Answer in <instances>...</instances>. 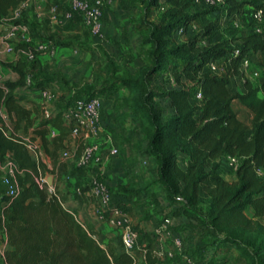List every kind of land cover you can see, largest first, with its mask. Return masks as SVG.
<instances>
[{"label": "trees", "instance_id": "trees-1", "mask_svg": "<svg viewBox=\"0 0 264 264\" xmlns=\"http://www.w3.org/2000/svg\"><path fill=\"white\" fill-rule=\"evenodd\" d=\"M24 1L0 0V36L5 19ZM224 2L221 11L226 10L227 16L242 17L243 13L250 12L249 3ZM140 4L146 11L161 7L164 26L158 33L152 32L148 38L142 39V43L151 45L144 76L141 79L123 78L120 87L136 94L147 85L145 81L166 72L172 74L169 78L176 84V88L165 92H149L131 99L139 115L143 139L147 142L146 152L157 165L155 184L163 188L171 205L166 217H188L190 223L211 231V247L235 248L244 264H258L257 255L264 253V224L260 220L264 217V178L257 174L258 169H264V97L258 96L259 92L264 94V83H256L245 75L241 64L244 59L264 52V30L258 33L247 22L248 31L236 36L232 42L213 41V26L190 33L189 27L201 15L193 12V8H197L194 0H140ZM78 17L82 19L79 15L73 19ZM18 22L29 27L33 41L92 50L75 38L58 40L56 34H51L46 21L24 22L22 16ZM36 26L42 27L38 31ZM181 28L188 37L182 42H172L175 36L181 37ZM15 47L27 46L18 43ZM234 47L239 49L236 56L233 55ZM37 61L40 62L39 58L34 62L1 63L4 69L18 76L15 81L0 84V163L8 154L15 161L19 187L17 196L9 197L0 170V241L6 238L8 244L6 261L8 264H136L133 254L112 245L104 247L98 239L99 233L78 219L76 210L66 206L58 191L48 193L37 183L38 177H47L48 169L33 158L26 142L17 133L21 131L30 135L32 142L39 138L45 152L55 158L67 149L70 141V128L64 112L71 102L69 100L65 107L46 116L37 95L54 85L61 91L62 88L59 80L37 69ZM213 62H223V75L210 70L208 65ZM35 69L38 75H32L34 82L29 85L27 77ZM239 76L244 78L245 91L233 93L229 88L231 80ZM198 92H201V99H197ZM96 96L91 94L75 100ZM156 98L169 101L173 113L163 117L155 108ZM235 101L252 112L249 126L234 110ZM4 109L13 122V132L6 126ZM52 130L58 131L54 137H50ZM228 157L240 159L232 181L221 174V163L223 160L227 163ZM50 173L55 175L54 170ZM204 211L207 218L203 216ZM140 232L144 262L171 264L170 260L156 257L153 235ZM120 248H123L122 242ZM228 261L229 252L226 251L214 257L211 264H227Z\"/></svg>", "mask_w": 264, "mask_h": 264}, {"label": "rangeland", "instance_id": "rangeland-1", "mask_svg": "<svg viewBox=\"0 0 264 264\" xmlns=\"http://www.w3.org/2000/svg\"><path fill=\"white\" fill-rule=\"evenodd\" d=\"M122 1L123 3H127L129 5V8L131 9V13L127 16L129 17V22L134 27L133 30L125 33H123L122 31L119 33L115 32L119 36L115 38H113V35L106 37V34H104V38L102 40H98L85 26L83 20L78 17L82 20L80 21V23H78L79 27L75 28L74 24L68 26H64L63 24L56 25L54 26V29H51V34H56L58 40L75 38L80 42L89 45L92 50L84 51L78 49L77 47L64 48L61 47L58 43H53L57 46L55 53H40L38 57L40 62L37 61L36 64L37 69H41V71L46 72L47 74L53 76L55 79L61 82L60 86L62 88L63 96L58 102H54L49 104L48 106H44L46 107V109L43 108V110L44 112L47 111V115H52L65 107L66 103L69 100H71V104L75 99L87 98L91 94L97 95L101 97L103 101L102 114L104 113V108H110L112 113L114 114L113 119L116 120V124L122 122L123 127L117 126L116 128L120 130L119 135H122V138L123 133L125 135H131L134 139V143L137 145V143H141V141L137 139V135L141 133L139 127V115L134 110L131 99L134 96L136 98L142 97L144 96V94L146 95L149 92L162 93L169 89L176 88V84H173L172 80L169 78L172 74L170 72H166L157 74L151 79L145 81L147 85H145L143 89H141V92L136 94H130L129 90L120 87V80L123 78L141 79V76H144L143 71H146V62L150 59L151 45L142 43V39L144 37L148 38L152 32L158 33L164 26L163 10L161 7L152 11H146V8L140 6V0ZM65 10H68V8H66ZM193 12H198L201 14L200 17L196 20V23L193 24L194 33L202 32L208 27L213 26L215 27L213 36L216 37V40H226L228 42H232L236 36H240L246 33V31H248L249 29V26L245 21L243 23L241 32L235 30L232 26V23L225 15L224 11L222 12L221 10H212L197 7L193 8ZM244 15L245 13L242 14L243 20L245 19L244 17H246ZM1 29L4 33L6 29H8V27L7 25H5V28L1 27ZM48 35L50 34H46V36ZM187 35L188 33L185 34L184 38L175 36L172 39V42L184 41L188 37ZM46 36L43 35V37ZM35 43L46 42H44L43 40H38L35 41ZM17 44L18 43L15 42V46ZM2 49L3 48L0 39V51H2ZM0 59H2V62L15 61V56L1 54ZM256 64L263 65L264 62L261 63L260 61L256 62ZM37 69L32 70L31 75H38ZM0 73L4 81H15L18 79V76L14 72L4 69L2 65L0 66ZM252 79L257 80L254 78ZM259 81L260 80H257L255 82L260 83ZM154 103L155 108L162 112L163 117H167L168 115H170L171 109L169 101L161 98H156L154 99ZM145 107L149 108V106L146 105ZM238 107L239 106L235 105V109L239 114L238 116H241V118L244 119L246 123L249 122L246 115L239 112ZM2 114H4V117L6 119V126L9 128L10 132H13V122L9 118V115L5 109L3 110ZM17 135L22 137L26 143H28V141H31L30 135H26L21 131H19ZM139 149L142 152L141 145L137 148H134V150ZM43 151L45 153V158L47 161V164H45L46 168L48 169L47 176L52 175L50 173L52 170H54V173H56L57 166L59 167V170L62 171L64 169L66 172L68 171V167L71 166V170L68 171L67 174L78 173V175L80 176L82 175L89 178L90 174L88 172L77 171L78 169L76 168L75 163L72 160L66 159L63 155V151L56 155L55 158L52 157L51 153L45 152L44 148ZM30 152L33 158L39 161L34 151L30 150ZM147 162L149 163V160ZM180 162L182 164V160H180ZM129 163L131 162L129 161ZM226 164L228 165V162ZM132 165L135 167V164L132 163ZM122 167L124 172L126 173V179L128 180L129 185L122 186L121 192H126V190L131 189L129 186L133 184L131 183L130 178H128L126 165H123ZM229 168L233 170L230 166ZM70 177L76 179V177H74L73 175H71ZM227 177L229 178V180L232 179L231 175H228ZM76 182L78 186L84 188L88 181L76 180ZM55 183L56 177L54 175L53 186L55 185ZM143 185L144 186L141 188L143 197H141L140 203L137 206V208L139 209L137 212L139 220L135 222L134 226V229H136L137 231L139 230V248L143 247L144 245L141 240L142 233L140 231L150 233L154 236V238L158 236L156 231H152L154 228L150 225L147 224V226H145L144 228L140 227L143 222L146 223L152 220V216L151 214H149L150 207L153 204L160 205L161 203H163V205H160L158 209L155 210L154 215L157 216L160 220L164 219L170 214L171 206L169 205L166 194L163 188L160 187V185H156L155 182H152L151 185L148 186V181ZM85 189L88 188L86 187ZM146 197L147 199L152 200V203L146 200ZM248 214H251V211H248ZM203 216L207 218L206 211H204ZM260 220L264 224V217L260 218ZM180 226L183 227L182 231H187L185 233V236L182 237L185 244L188 246L185 250V253L193 256L197 264H211L214 257L220 256L226 251L229 252V256H231L232 259L228 261V264L245 263L244 260H241L242 257L240 252L235 248L228 249V247L220 248L219 246L211 247V244L209 243V235L211 234V231L205 230L203 227H199L198 225L190 222H183ZM98 239L103 243L104 247H106L107 245H112L114 247H117L120 251H125L124 248H120V237L105 239L101 236V234H99ZM0 247L3 248L2 245H0ZM139 248L135 253L137 254L136 264H146L140 256ZM159 251L162 253L166 252L163 250ZM231 252L233 254H231ZM182 257V254H177V258L179 260H181ZM257 257V263L264 264V253H259ZM163 258L165 259V257Z\"/></svg>", "mask_w": 264, "mask_h": 264}, {"label": "built area", "instance_id": "built-area-1", "mask_svg": "<svg viewBox=\"0 0 264 264\" xmlns=\"http://www.w3.org/2000/svg\"><path fill=\"white\" fill-rule=\"evenodd\" d=\"M238 1L249 3L248 8L250 12L245 15L246 17H244L245 19L243 20V17L239 15L227 16V11L225 10L224 13L232 23L233 28L235 30H241L243 23L246 21L251 23L258 33H262L264 30V0ZM36 2L37 0H25L5 19V25H7L8 29H6L4 33L2 32L0 36L3 48L2 51H0V55L8 54L15 56V61L22 60L24 62H34L39 57L40 53H55V44L52 42L34 43L29 27L24 23L18 22L22 19L25 10ZM107 2V0H70L69 10L65 12L64 18L58 16L59 6L54 5L50 9L48 20L52 24L62 25L65 19L72 20L75 16L79 15L82 17L85 26L92 35L96 37V39L102 40L104 38L103 14ZM194 4L197 7L213 10H222L225 6L224 0H194ZM189 29H194L193 24ZM179 35L185 37L184 28L179 30ZM15 42L24 43L27 47L16 49ZM233 49V55H238L239 49L237 47ZM254 57L244 59L241 64V69L245 75L264 83V64L262 66H257ZM1 63L2 59H0V65ZM208 67L216 74L222 75L225 73L223 62H213L210 63ZM3 82L4 79L0 73V84ZM33 82L34 77L31 74L28 75L27 83L32 85ZM172 83L174 84L173 80ZM61 96L62 91L58 86L54 85L41 90L37 95V100L43 105V108L46 109L44 106L58 102ZM201 97V92H198L197 99H201ZM102 110L103 101L99 96L91 99L75 100L69 105L64 112V119L70 128V143L72 146L64 150L63 155L66 159L72 160L77 169H84L90 174L86 187H88L91 195L100 204V209L98 211L99 218L116 230L125 251L135 256L136 250L139 248L138 232L134 229L133 223L126 210L116 204L115 193L111 189V183L108 179L106 162L111 157L118 156L119 151L117 148H112L108 154L103 152L105 132L102 123ZM46 113L47 111H45V114ZM46 116L49 115L46 114ZM3 118L6 121L4 114ZM57 134V130H52L50 137H54ZM26 145L29 150L34 151L39 161L47 164L45 153L42 148L43 145L39 138L33 142L28 141ZM78 149H81V151L79 152ZM226 161L234 171L240 164V159L238 157H228ZM0 170L3 173V183L8 189L7 195L9 197L17 196L19 192L17 182L18 167L9 154L6 155L5 160L0 163ZM257 174L259 177L264 178V169H258ZM37 183L41 189L46 190L48 193L55 192L53 186L47 184L46 177H38ZM179 200L182 201L181 198ZM174 227L175 225L171 217L164 218L161 224L158 225L156 229L157 235L169 240L172 247L164 253L156 250V257L161 260H170L171 264H197L193 256L185 253L182 239L174 236ZM142 248L144 249V246ZM178 253L183 255L181 260L177 258ZM163 257H165V259ZM0 264H8L5 258V248L1 247Z\"/></svg>", "mask_w": 264, "mask_h": 264}, {"label": "crops", "instance_id": "crops-1", "mask_svg": "<svg viewBox=\"0 0 264 264\" xmlns=\"http://www.w3.org/2000/svg\"><path fill=\"white\" fill-rule=\"evenodd\" d=\"M107 1L108 2L106 4L104 17H103V32L104 34H106V37L112 35L113 38L119 37L118 34H116L115 32L119 33L122 31L123 33H125L130 30H133L134 27L129 22V17L127 16L128 14L131 13V9L129 8V5L127 3H123L122 0H107ZM69 4H70V0H37L36 3H34L32 6L28 7L25 10L23 15V20L24 22L28 21L29 23H33V22L39 23L41 21H46L48 28L54 29L55 28L54 26L56 25L50 23L48 20L50 9L54 5H58L59 6L58 16L60 18H64V14L66 11L65 9L68 8ZM73 20L74 21L65 19L63 25L68 26L74 24L75 28L79 27L78 23H80V21L82 20L80 18H75ZM195 23L196 21L193 24ZM3 27L5 28V25H3L2 28ZM41 27L42 26L40 27L38 26L37 30L39 31ZM41 33H44L43 30L41 31ZM190 33H194L193 29H190ZM215 38L212 40L216 41ZM209 42H211V40H209ZM254 61L255 62L261 61V63L264 62V53L262 52L256 54V56L254 57ZM229 88L230 91L233 93H243L245 91L244 78L240 76L233 78L231 80V85ZM258 96L262 98L264 97V94L262 92H259ZM235 105L239 106L238 107L239 112L241 114L243 113L244 115H246L247 120L249 122L246 123L245 120L241 118V116H239V118L242 121H244L247 125H250L253 117L252 112L247 108L243 107L239 102L235 101L233 103V108L237 113L238 111L235 109ZM170 109H171L170 114H172L173 109L171 107ZM113 118H114V114L112 113L111 109L104 108L102 123L106 133L103 139L104 142L103 152L105 154H108L112 148H117L119 151L118 156L111 157L109 160H107L106 162L107 174L111 186L113 188V191L115 193L116 204L120 205L125 210H127L130 219L134 224L133 226H135V222L139 220V216L137 214L139 209L137 208V206L140 203L141 197H143L141 188L144 186L143 185L144 183H147V181H148V186L151 185L152 182H155V180L157 179V165L155 159L149 156L146 152L147 142L143 139L142 133L137 135V139L141 141V143L139 142L137 143V145L134 143V139L131 135H125L123 133V138H122L121 137L122 135H119L120 130L116 129L117 126L123 127L122 122L116 124V120ZM140 145L142 152L140 151V149L134 150V148H137ZM71 146L72 145L69 141L67 144V148ZM78 151L80 152L81 149H78ZM148 160L149 163L147 162ZM129 161L131 163H129ZM132 163L135 164V167L132 165ZM123 165H126L128 171V178H130L131 183L133 184L129 186L131 189L126 190V192H121L122 186L129 185L128 180L126 179L127 177L126 173L124 172L122 167ZM182 165L184 166L183 161H182ZM56 170H57L55 173L56 183L53 186V188L56 191H58L60 195L65 199L66 206L76 210L78 219L83 224L90 225L91 227H93V229H95L105 239L119 237L116 230H114L107 222H104L99 218L98 211L100 209V204L91 195L89 189H85L86 185L84 188L77 185L76 180L88 181V178L82 175L80 176L78 175V173L67 174L68 171L71 170V166L68 167L67 172L64 169L62 171L59 170L58 166L56 167ZM77 171L80 172L84 170L81 169ZM221 174L227 180H229L227 176L231 175L232 179L229 181L235 179L234 171L228 167V165L224 162V160L221 163ZM71 175L76 177V179L71 178L70 177ZM146 200L152 203V200L147 199V197ZM160 205H163V203H161ZM160 205L153 204L150 207L149 214H151L152 220L146 223L143 222L140 225V227L144 228L148 224L154 228V229L152 228L153 232L156 231L158 225H160L163 220V219L159 220L157 216H154L155 210L158 209ZM172 219L174 225L176 226L174 236L180 237L182 239L184 244V249L186 250L188 246L185 244L182 237L185 236V233L187 231L186 232L182 231L183 227H181L180 225L183 222H190V220L186 216L174 217ZM137 232L139 234V230ZM155 244H156V250L158 249V250L167 251L172 247L171 242L169 240H166L165 238H161L159 236L155 238ZM0 245H2V247L5 248V250L8 249L6 238H3V240L0 241ZM139 249H140V256L144 260V250L142 247ZM231 254L233 253L231 252ZM135 256H137V254H135ZM229 260H232L231 256H229ZM241 260L244 259L242 258Z\"/></svg>", "mask_w": 264, "mask_h": 264}, {"label": "water", "instance_id": "water-1", "mask_svg": "<svg viewBox=\"0 0 264 264\" xmlns=\"http://www.w3.org/2000/svg\"><path fill=\"white\" fill-rule=\"evenodd\" d=\"M47 184L49 186H53V181H54V175H49L46 177Z\"/></svg>", "mask_w": 264, "mask_h": 264}]
</instances>
